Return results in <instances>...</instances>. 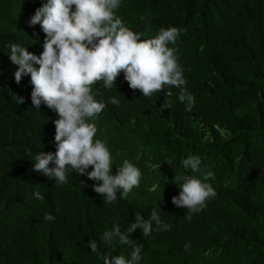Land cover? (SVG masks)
<instances>
[{
    "label": "trees",
    "instance_id": "obj_1",
    "mask_svg": "<svg viewBox=\"0 0 264 264\" xmlns=\"http://www.w3.org/2000/svg\"><path fill=\"white\" fill-rule=\"evenodd\" d=\"M41 3L0 0V264H103L89 239L103 255L128 257L131 245L105 244L102 233L114 224L124 231L136 213L147 219L153 209L172 228L148 237L139 228L130 233L143 245L140 264H264V0H122L116 13L144 33L141 39L161 27L184 29L169 46L177 49L196 103L185 111L171 85L145 97L123 72L116 86L91 85L95 99L107 104L96 138L110 148L113 174L125 159L142 172L139 187L113 203L84 174L70 173L60 185L32 170L39 151H56L58 114L43 103L34 108L30 75L16 83L6 45L42 52L45 34L27 23ZM17 94L24 103H16ZM109 97L123 100L113 105ZM165 100L170 107L163 109ZM190 155L214 173L209 182L217 194L189 220L171 198L180 191L175 175H200L184 169ZM46 212L55 219H44Z\"/></svg>",
    "mask_w": 264,
    "mask_h": 264
},
{
    "label": "clouds",
    "instance_id": "obj_2",
    "mask_svg": "<svg viewBox=\"0 0 264 264\" xmlns=\"http://www.w3.org/2000/svg\"><path fill=\"white\" fill-rule=\"evenodd\" d=\"M121 2L42 0L27 21L29 26L39 24L45 34L42 52L37 55L19 43L6 45L10 61L17 66L13 73L16 83L30 75L34 108L40 109L43 103L58 114V119L53 121L56 151H39L32 161V170L54 178L60 185L68 182L70 173L84 174L99 182L92 187L97 193H103L104 201L109 203L117 200L118 193L124 198L134 187H139L142 172L136 164L125 159L113 174L112 154L106 142L96 138V120L106 104L95 99L91 85L102 81L104 87L111 88L123 72L129 87L140 90L145 97L171 85L179 89L178 100L185 104V111H191L196 103L194 94L185 87L177 49L169 46L176 44L184 29L161 27L154 37L141 39L144 33L130 29L117 15ZM141 19L146 17L142 15ZM24 102L25 97L17 94L16 103ZM109 102L119 104L116 97H109ZM161 107L169 108L170 102L165 100ZM181 163L184 169L200 173L199 176L175 175L172 179L180 189L179 195L171 198L172 203L186 208V218L190 220L192 213L201 211L206 202L216 196L209 182L210 177L214 179V173L202 169L198 155L187 156ZM152 166L159 168L160 165ZM34 195L43 199L39 192ZM134 217V222L124 231L119 224H114L101 235V241L113 247L131 245L128 257L103 255L98 242L89 239L91 252L101 257L103 264H140L143 245L136 244L130 233L139 228L143 236L148 237L153 232L172 228L156 209L147 219L141 213ZM44 219L52 221L55 217L46 212ZM190 247V243H185V251Z\"/></svg>",
    "mask_w": 264,
    "mask_h": 264
},
{
    "label": "bare ground",
    "instance_id": "obj_3",
    "mask_svg": "<svg viewBox=\"0 0 264 264\" xmlns=\"http://www.w3.org/2000/svg\"><path fill=\"white\" fill-rule=\"evenodd\" d=\"M226 9V8H225ZM220 10V9H219ZM232 17V16H231ZM235 21V20H234ZM161 24H162V22H161ZM231 26V25H230ZM242 34H243V32H241ZM237 35V34H236ZM255 37V36H254ZM246 38V37H245ZM227 43H228V41H227ZM214 61V60H213ZM183 68V67H182ZM186 68V67H185ZM203 78V77H202ZM166 87V86H165ZM177 90V89H176ZM179 92V91H178ZM163 95V94H162ZM123 96V95H122ZM121 99L123 100V98L121 97ZM108 100V99H107ZM122 100H119V102H121ZM106 104V103H105ZM152 104V103H151ZM107 105V104H106ZM113 105H115V104H113ZM109 106V105H108ZM140 106V105H139ZM112 107V106H111ZM142 107H143V105H142ZM109 108V107H108ZM116 108V107H115ZM156 108V107H155ZM107 109V108H106ZM136 109V108H135ZM139 109V108H138ZM137 110V109H136ZM146 110V109H145ZM154 110V109H153ZM157 110V109H156ZM106 112V111H105ZM149 112V111H148ZM103 113H104V110H103ZM140 113V112H139ZM147 113V112H146ZM133 114V113H132ZM150 114V113H149ZM127 117H128V115H127ZM139 117V116H138ZM123 118V117H122ZM108 121V120H107ZM108 124H110V123H108ZM106 125V124H105ZM107 126V125H106ZM102 129V128H101ZM102 131V130H101ZM101 135V134H100ZM107 137V136H106ZM109 137V136H108ZM109 138H111V137H109ZM108 138V139H109ZM118 140V139H117ZM112 141V140H111ZM120 141V140H119ZM199 141V140H198ZM118 144V143H117ZM110 149V148H109ZM248 166V165H247ZM169 185V184H168ZM183 212H184V210H183ZM172 215V214H171ZM231 217V216H230ZM172 218V217H171ZM181 218V217H180ZM186 220V219H185ZM176 222V221H175ZM184 222V221H183ZM178 223V222H177ZM185 223V222H184ZM183 226V225H182ZM181 226V227H182ZM194 226V225H193ZM176 227V226H175ZM195 235V234H194ZM189 237V236H188ZM187 237V238H188ZM185 239V238H184ZM157 246V245H156Z\"/></svg>",
    "mask_w": 264,
    "mask_h": 264
}]
</instances>
